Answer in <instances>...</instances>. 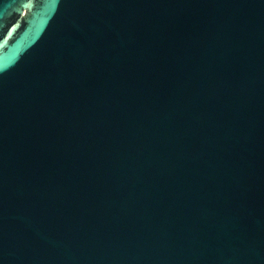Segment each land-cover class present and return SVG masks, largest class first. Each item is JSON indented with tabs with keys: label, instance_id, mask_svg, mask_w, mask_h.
Masks as SVG:
<instances>
[{
	"label": "water",
	"instance_id": "obj_1",
	"mask_svg": "<svg viewBox=\"0 0 264 264\" xmlns=\"http://www.w3.org/2000/svg\"><path fill=\"white\" fill-rule=\"evenodd\" d=\"M0 264H264V0H0Z\"/></svg>",
	"mask_w": 264,
	"mask_h": 264
}]
</instances>
